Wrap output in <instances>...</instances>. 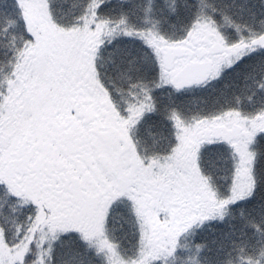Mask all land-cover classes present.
Returning <instances> with one entry per match:
<instances>
[{"label": "snow or ice", "instance_id": "1", "mask_svg": "<svg viewBox=\"0 0 264 264\" xmlns=\"http://www.w3.org/2000/svg\"><path fill=\"white\" fill-rule=\"evenodd\" d=\"M0 264H264V0H0Z\"/></svg>", "mask_w": 264, "mask_h": 264}]
</instances>
